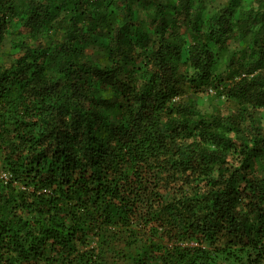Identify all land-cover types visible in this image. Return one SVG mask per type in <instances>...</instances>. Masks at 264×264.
Wrapping results in <instances>:
<instances>
[{
	"label": "trees",
	"instance_id": "1",
	"mask_svg": "<svg viewBox=\"0 0 264 264\" xmlns=\"http://www.w3.org/2000/svg\"><path fill=\"white\" fill-rule=\"evenodd\" d=\"M0 264H264V0H0Z\"/></svg>",
	"mask_w": 264,
	"mask_h": 264
},
{
	"label": "rangeland",
	"instance_id": "2",
	"mask_svg": "<svg viewBox=\"0 0 264 264\" xmlns=\"http://www.w3.org/2000/svg\"><path fill=\"white\" fill-rule=\"evenodd\" d=\"M241 2H242V4L245 6V7H248L250 4H251V2H252V0H241ZM238 40V41H237ZM236 41H235V43H233V49L234 48H238V47H240L241 46V44H242V42H241V39H237ZM215 98V101H214V104L215 103H221V104H224V97H222V98H216V97H214ZM198 100H199V102L205 107V108H207V109H209V108H211V106H212V99H210V97L209 96H207L206 94H203V95H200L199 97H198ZM224 108H226V105H224Z\"/></svg>",
	"mask_w": 264,
	"mask_h": 264
}]
</instances>
